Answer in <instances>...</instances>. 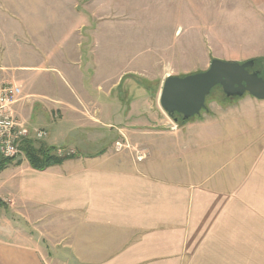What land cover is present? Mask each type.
Instances as JSON below:
<instances>
[{
    "label": "crops",
    "instance_id": "obj_1",
    "mask_svg": "<svg viewBox=\"0 0 264 264\" xmlns=\"http://www.w3.org/2000/svg\"><path fill=\"white\" fill-rule=\"evenodd\" d=\"M159 1L175 17L187 18V8L194 7L191 16L202 19L199 29L204 33L206 28L207 39L216 43L249 39L258 32L261 46L234 56L264 58V0ZM71 2L77 11L80 4ZM84 28L78 25V30ZM226 28L227 39L222 33ZM203 37L194 34L195 40ZM218 47L211 48L215 53L207 48L214 57L196 71L205 70L212 58L230 59L235 48ZM188 50L187 43L181 54ZM42 57L45 62L54 58L48 53ZM62 59L79 64L74 55ZM30 67L22 66L24 72ZM122 74L107 85L94 84L104 100L81 97L77 91L83 107L57 99L69 111L68 119L112 132V122L100 118L101 105L108 104ZM185 74L170 63L153 87L141 84L139 100L126 87L116 100L127 105L126 113L136 115L134 119H155L165 77ZM18 83L22 90V80ZM33 95L50 98L22 90L15 110L37 127L31 123L35 106L28 98ZM246 95L215 97L176 129H119L118 134L143 147L140 159L107 145L43 170L18 157V164L0 171V200L18 206L36 234L0 227V264H264V232L252 224V217L261 215L253 211L252 201L264 199V100ZM141 103L148 107L141 111ZM63 137L61 144L49 145H77Z\"/></svg>",
    "mask_w": 264,
    "mask_h": 264
},
{
    "label": "rangeland",
    "instance_id": "obj_2",
    "mask_svg": "<svg viewBox=\"0 0 264 264\" xmlns=\"http://www.w3.org/2000/svg\"><path fill=\"white\" fill-rule=\"evenodd\" d=\"M77 2L80 7L74 11L71 0H0V72L3 73L0 74V80L14 79L16 83L22 80V90L50 96L43 98L33 95L28 98L35 106L31 123L47 132V136L39 141L57 146L62 142L61 136L63 140V136L68 135L71 144H77H72L73 147L70 148L56 147L57 154L60 155L77 157L84 152L94 154L106 145L115 152L116 143H119L121 148L117 153L137 157L138 151L145 150L142 146L132 143L125 135L118 134L119 129L178 127L182 123L180 116L169 117L160 104L159 108L154 107L159 113L155 119L139 120L134 119L136 115L126 113V104L116 100V95L125 87L139 100L144 90L141 84L146 85L148 82L149 87H153L160 73L170 63L179 71H186V74L196 72L205 66L209 58L214 57L208 56L206 50L215 48L216 45L235 47L230 50L233 53H230V59L226 60L263 58L234 56L237 52L249 53L261 46L262 39L258 32H254V36L249 39L213 42L207 39L209 37L206 28L204 33L199 29L203 24L202 19L191 16L194 12V7L191 6L187 8L188 17L181 18L166 12L159 0ZM215 19L214 17L213 20ZM218 21L216 19L215 23L219 24ZM80 23L85 27L81 31L78 30ZM222 33L225 39L229 37L227 28ZM194 34L204 37L195 40ZM187 43L189 50L186 54H181ZM211 52L215 53L214 49H211ZM45 53L54 58L51 61H42ZM70 55L78 58V65H70L62 59L63 56ZM25 65L32 66L28 68V72L23 71L25 68L22 66ZM120 71H123V74L118 86L107 99L108 104L101 105L100 118L103 123L112 122V132L107 126H95L87 124L88 122L81 123V120L68 119L69 111L65 104H81L74 91L81 97L104 100L103 95L96 93L94 84L100 81L107 85L117 79ZM146 77L151 80L147 81ZM215 97L224 99L219 87L212 90L206 105ZM57 99L63 100L61 102L65 104ZM141 104V111L143 107H148L147 103ZM149 107L153 109L151 103ZM85 139L87 144L83 142ZM16 156L24 157L21 154ZM252 202L253 211L261 214L252 217V224L257 225V230L264 232V199ZM2 226L36 234L23 220L18 206H8L5 203H0V227Z\"/></svg>",
    "mask_w": 264,
    "mask_h": 264
},
{
    "label": "water",
    "instance_id": "obj_3",
    "mask_svg": "<svg viewBox=\"0 0 264 264\" xmlns=\"http://www.w3.org/2000/svg\"><path fill=\"white\" fill-rule=\"evenodd\" d=\"M264 58L244 61L212 58L207 69L185 75H168L163 81L159 104L169 117L174 114L185 122L206 108V100L215 87L226 97L249 94L264 100V75L259 69Z\"/></svg>",
    "mask_w": 264,
    "mask_h": 264
},
{
    "label": "built area",
    "instance_id": "obj_4",
    "mask_svg": "<svg viewBox=\"0 0 264 264\" xmlns=\"http://www.w3.org/2000/svg\"><path fill=\"white\" fill-rule=\"evenodd\" d=\"M21 97L22 90L18 83L0 80V156L2 157H13L18 154L20 142L25 138L42 140L47 136L43 128L31 127L17 114L15 105ZM171 128L176 129L177 126ZM116 146L117 149L121 148L119 143H116ZM137 154V159L142 158V153L138 151Z\"/></svg>",
    "mask_w": 264,
    "mask_h": 264
},
{
    "label": "trees",
    "instance_id": "obj_5",
    "mask_svg": "<svg viewBox=\"0 0 264 264\" xmlns=\"http://www.w3.org/2000/svg\"><path fill=\"white\" fill-rule=\"evenodd\" d=\"M174 114L172 117H176ZM28 161L30 167L37 170L46 169L49 166L62 163L64 160L73 158L69 155L57 154V148L47 144L45 141H39L34 138H25L20 142L19 152ZM18 156L2 157L0 156V171L11 164H18ZM0 203H4L0 200Z\"/></svg>",
    "mask_w": 264,
    "mask_h": 264
},
{
    "label": "flooded vegetation",
    "instance_id": "obj_6",
    "mask_svg": "<svg viewBox=\"0 0 264 264\" xmlns=\"http://www.w3.org/2000/svg\"><path fill=\"white\" fill-rule=\"evenodd\" d=\"M257 69H259L260 75H264V69H263V67H259L258 68V66H255V68H253V70H257ZM223 96H225V95L223 94Z\"/></svg>",
    "mask_w": 264,
    "mask_h": 264
}]
</instances>
